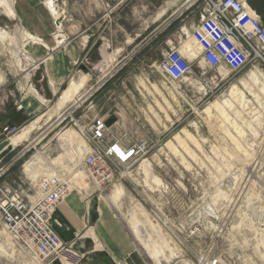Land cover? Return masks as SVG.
<instances>
[{"label":"rangeland","instance_id":"1","mask_svg":"<svg viewBox=\"0 0 264 264\" xmlns=\"http://www.w3.org/2000/svg\"><path fill=\"white\" fill-rule=\"evenodd\" d=\"M7 2L15 15L0 8V29L7 35L5 40L0 38V168L4 170L0 182L35 197L43 176L57 170L74 175H67L71 190L51 220L60 229L59 234L55 228L65 247L45 264H200L214 257L223 264H264L260 254V249L264 252L260 246L264 232V92L259 90L264 79L259 76V82H254L247 76L254 65L263 72L264 66L250 59L240 71L212 70L203 63L197 65L196 60L186 78L172 82L154 65L182 40H192L188 28L197 20L202 0H57L61 32L75 47L74 62L54 43L51 16L42 1ZM164 7L165 14L156 18ZM29 31L41 35L50 48L30 50L32 60L21 56L20 64L13 48ZM189 45L198 57L199 49ZM57 50L58 58L38 63ZM215 76L222 80L216 81ZM80 79L86 81L73 101L42 120L39 128H32L27 140L14 148L7 146L39 114L47 115L68 81ZM209 80H215L214 84ZM233 83L250 99L244 108H226L242 128L241 134L217 112V119L196 112L215 98L227 97ZM30 84L47 102L40 104L33 91H28ZM96 115L116 116L110 130L134 139L147 138L151 148L143 156L150 162L148 177L140 167L135 169L137 163L129 169L134 176L91 196L96 202L91 215L88 203H83L81 181L92 184L77 168L82 155L70 153L77 143L73 139L55 141L72 126L71 120L87 126ZM6 126L20 128L9 135ZM56 157L60 162H55ZM153 176L162 185L152 183ZM56 211L58 216L68 215L66 221ZM70 225L72 234L68 235ZM37 261L16 244L5 248L0 243V264Z\"/></svg>","mask_w":264,"mask_h":264},{"label":"built area","instance_id":"2","mask_svg":"<svg viewBox=\"0 0 264 264\" xmlns=\"http://www.w3.org/2000/svg\"><path fill=\"white\" fill-rule=\"evenodd\" d=\"M202 3L189 33L200 49L204 65L212 70L226 67L240 71L250 59H256L264 66V27L245 2L202 0ZM156 63L172 81L182 80L192 68V61L179 50V43ZM214 79L222 80L221 76ZM209 81H213L212 85L215 82ZM105 120L104 116H93L82 132L89 148L84 151L79 168L83 179L92 184L83 189L85 199L104 191L108 185L130 178L128 170L151 148L147 138L134 139L125 133H115ZM19 128L6 126L4 131L11 135ZM3 173L0 168V178ZM68 174L74 176L68 171H57V174L40 178L35 197L23 195L11 185L0 182V224L17 247L27 256L41 260L40 264L49 263L65 247L51 223V215L71 190L72 183L66 179ZM200 264L223 263L214 257Z\"/></svg>","mask_w":264,"mask_h":264},{"label":"bare ground","instance_id":"3","mask_svg":"<svg viewBox=\"0 0 264 264\" xmlns=\"http://www.w3.org/2000/svg\"><path fill=\"white\" fill-rule=\"evenodd\" d=\"M40 1H42V3L45 5L46 9L49 12L48 14L51 16V23L53 24V28L52 29H53L54 43H56L57 47H61V49H64V47L66 45L65 44L66 42H65V35L61 32V21L58 20V19H60V14L61 13H60L59 8H58L57 3H56L57 0H40ZM0 8L5 9L6 13H8L10 15H15V11L13 10V8L11 6L8 5L7 0H0ZM166 8L167 7H164L160 12H158L157 17L162 16L165 13ZM254 16L258 20L260 19L264 23V11H257V10L254 9ZM1 30L2 29H0V38H1V40H3V39L5 40L7 38V35H5L4 31H1ZM39 32H40V30H39ZM25 36H26V38L24 40L25 43H23L22 45L20 44L21 42H24V41H22V38L20 36L19 37L20 39L15 41L17 44L13 48V54L18 53V54H15V55L18 56V62L20 64L22 63V59L23 58L25 60H27V61L28 60H32V58H33L32 55L33 54L30 53V50L33 49V51H34L33 53H35L36 51H38L37 50L38 46H41L43 49L50 48V45H48L41 38V35H39V34H36V33H33V32L29 31V32H27V34H25ZM55 38H56V40H55ZM9 41L11 42V39H9ZM188 49H189V51H190V53L192 55H195V52H194L193 49H191V47H188ZM58 50L55 53H53V55L52 54H48L47 56H45V55L42 56L41 62H38V63L41 64L42 62L47 63L49 61H52V57L58 58L59 57ZM179 50L181 51L180 43H179ZM69 54H70V52L67 51L66 55L69 56ZM21 56H23V58ZM198 59L203 63V61L201 60V57H200V49H199V52H198ZM196 60L197 59H195V61ZM190 61H192V60H190ZM192 63H194V61H192ZM39 64H37V65H39ZM154 65H155V69H157L159 72L163 73L158 68L157 63H154ZM30 68L33 70L34 68H36V65L33 66V67H30ZM67 68H68V66H67ZM29 73H30V70H27V72L25 74L27 79L30 77ZM221 75L224 76L223 73H221ZM247 76L250 79H252L254 82H256V81L259 82L258 81L259 80V76L262 79H264V72L262 71V68L260 66L254 65L253 67H251L249 69V71L247 73ZM85 77L87 78V74H85ZM51 78L52 77L50 76L49 80H51ZM185 78H186V76H185ZM169 80L172 81L170 78H169ZM85 81H86L85 79H80V80H78L76 82L70 81L69 87H68L67 92H66V95H68V94H70V95L66 96V98L64 97V99L69 98L71 95H73V98L75 99L76 96L79 95L81 87H83ZM241 83H243V82L241 81ZM259 90L264 92V84L263 83L261 85V89H259ZM28 91L30 93H32V91L33 92H37V90L33 87L32 84L29 85ZM40 98L42 99V102L39 101L41 104L47 102L45 97H41L40 96ZM249 101H250V99L247 96L246 92L243 90V88L239 87L238 84L233 83L230 86V88H229V92L227 94V97H225L223 99L215 98L213 100V102L208 104V106L205 107L201 112H199V111H196V112L197 113L204 112L205 115H206V118H208V119H217V117H218L216 115V112H217L219 114V116L224 120V122H228L229 124H231L235 128V130L239 131V134H241L243 132L242 128L239 126V124H237V122L234 120V118L232 116H230V114L228 113L227 109H232L233 107H236V106L244 108V107H246L248 105ZM261 106H262V108H264V104H261ZM55 108H53V109L50 108V110L48 111L47 115L45 116V118L43 117L42 120L50 119L51 116H52L53 111L55 110ZM39 117H40V115L37 116L38 119H36L34 122H30L29 124L25 125L18 132V134L13 135L11 137V139L9 140L10 142H9V144L7 146H10V148H14L15 146H17L23 140H27L29 138V136H30V132H31L32 128H35V127L39 128L40 127V123H41L42 120H40ZM71 121H72V126L68 127L63 133H61L59 136H57V139H56L57 141H55V142L58 144V143L63 142V140H65V139H67L69 142H71L72 139H73V141H75L77 143V145H76L75 149H73V147H71L70 153L72 155H74V156L75 155L78 156V154L83 155L84 151L89 148V146H88V144H87V142H86V140L84 138V135L82 134V132L84 131V126L85 125H81V123L79 122L78 119L77 120H71ZM73 126L79 128L80 132H78ZM51 152H49V154H51ZM70 153L68 155H70ZM248 153L249 152H246V154H248ZM63 157H65V156H63ZM155 157H156V155L153 156V158H155ZM53 159L55 160V162H60L58 157L53 158ZM148 160L149 159L147 157L141 158L139 160L137 166L135 167V169L140 167L141 170L143 171V172H141V174L143 173L145 175V177H148V170L150 168V162ZM36 164H38L37 160H36ZM26 167H27V165H26ZM77 168L80 170L79 173H81V169L79 167H77ZM57 171H63V170H57ZM132 172H133V169L130 170V171L128 170V176L130 178H131V176L135 175ZM55 173L57 174V172H55ZM153 182L156 184V186L162 185V182L160 181V179L157 176H153L152 183ZM78 183H80V182L78 181ZM83 189L84 188H82V190ZM75 191L77 192L78 195H81V192H80L79 189H76ZM71 195H72V193H70V195H68L67 197L69 198V197H71ZM68 198L66 200L69 202ZM95 203H96L95 199H92V200L88 201L87 207H88V210L91 211V215L94 214L93 209H94ZM53 212H54V210H53ZM53 212H52V215H51L52 222L54 221V218H52ZM69 227L70 228H69V231H68V235H71L73 227L71 225ZM75 235L76 234L73 233L72 236H75ZM261 235H262V237H261V241H260V246L264 249V232H262ZM85 236H86V234L84 233L79 238H84ZM0 243H4L5 244V248L6 247L10 248V245H14L15 244V241H14L13 237L8 233V231L5 229L4 225H3V230L0 231ZM260 251H261L260 254L263 257L264 256V252L261 249H260Z\"/></svg>","mask_w":264,"mask_h":264},{"label":"crops","instance_id":"4","mask_svg":"<svg viewBox=\"0 0 264 264\" xmlns=\"http://www.w3.org/2000/svg\"><path fill=\"white\" fill-rule=\"evenodd\" d=\"M243 2H245V4L252 10V13L254 14V9L255 10H257V11H264V0H242ZM163 8H161V10H162ZM160 10V11H161ZM159 11V12H160ZM165 14V13H164ZM163 14V15H164ZM158 15V14H157ZM162 15V16H163ZM161 17V16H160ZM160 17H157L156 16V18H160ZM259 21L261 22V24L263 25V27H264V23L259 19ZM194 22H196V21H193V23ZM192 23V24H193ZM191 24V25H192ZM191 25H190V27H191ZM189 27V28H190ZM188 28V29H189ZM35 30H37V29H35ZM46 31V30H45ZM35 32V31H34ZM181 34L182 35H185V33H183L182 32V29H181ZM186 36V35H185ZM187 38V37H186ZM85 39V38H84ZM66 42V41H65ZM66 45H65V47L67 46L68 48H64V49H62L63 51L62 52H64V54H65V56L67 57V59L68 60H70V62H74L75 60H76V54H75V47H74V45L72 44V43H70V42H66L65 43ZM189 44H192L193 45V48H195V49H199V47L197 46V44L193 41V39L192 40H190L189 42H188V40L186 39V40H182L181 41V45H182V52L186 55V57L188 58V59H190V60H192V61H195V59H197V65L200 63V65H201V61H199V59H198V57H196V55H192L191 53H188V52H190V51H188L187 49H188V47H191V45H189ZM180 45V46H181ZM57 46V45H56ZM181 48V47H180ZM38 50V49H37ZM68 51V52H70V54H69V56L68 55H66V52ZM59 53V52H58ZM53 55V54H52ZM53 58V57H52ZM199 65V66H200ZM201 67V66H200ZM70 80V79H69ZM49 82L51 83V84H53V78H51V80H49ZM69 81H68V86H67V88H65L62 92H61V95L58 97V99H57V101L55 102V104L51 107L52 109L53 108H55V110L53 111V114L57 111V110H59V109H61L62 108V106L67 102V101H69V100H71V101H73L74 100V98H73V95H71L69 98H67V99H64V97L66 98V96H68V95H70V94H68V95H66V92H67V89H68V87H69ZM34 94V96L38 99V101H40V102H42V99L40 98V96L41 97H45L44 95H42V94H40L39 92H33ZM59 95V94H58ZM71 98V99H70ZM46 101H47V99H46ZM59 103V104H58ZM41 104V103H40ZM58 104V105H57ZM48 113V112H47ZM53 114H52V116H53ZM40 115V117H39V119L40 120H42V118L44 117L45 118V115H46V113H42V114H39ZM38 115V116H39ZM36 119H38L37 117L32 121V122H34ZM42 122V121H41ZM82 182V185H81V188H85V187H87V184H84L85 183V181L83 182V181H81ZM96 197V196H95ZM92 199H94V197H91V198H87V199H85V198H83V203H84V205H86V203H88V201H90V200H92ZM68 203V202H67ZM67 203H65V205H68ZM60 206V205H59ZM61 207V206H60ZM68 207V206H67ZM81 207V206H80ZM64 208V206H62V208H61V210ZM79 208V207H78ZM81 209H82V207H81ZM67 213V212H66ZM55 214V213H54ZM64 214V213H63ZM59 219H61V218H64L63 220H65V216H68V215H60L59 214V216H58V212L56 211V214H55ZM62 221V220H61ZM66 221V220H65ZM63 223V222H62ZM55 228H56V230L58 231V233L60 234V229H58L57 228V226H55ZM63 237H61V239H62ZM80 240L78 239V242H79ZM90 241V240H89ZM82 247H83V249H84V245L82 244ZM40 263H42L41 262V260H38L37 261V263H35V264H40ZM45 264V263H44Z\"/></svg>","mask_w":264,"mask_h":264},{"label":"water","instance_id":"5","mask_svg":"<svg viewBox=\"0 0 264 264\" xmlns=\"http://www.w3.org/2000/svg\"><path fill=\"white\" fill-rule=\"evenodd\" d=\"M115 120H116V116L111 115V116H109V117L106 118V120H105V124H106L107 126H111L112 123H113Z\"/></svg>","mask_w":264,"mask_h":264}]
</instances>
